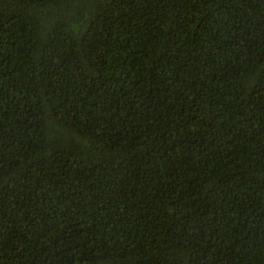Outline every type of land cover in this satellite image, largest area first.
I'll return each instance as SVG.
<instances>
[{"label":"trees","instance_id":"trees-1","mask_svg":"<svg viewBox=\"0 0 264 264\" xmlns=\"http://www.w3.org/2000/svg\"><path fill=\"white\" fill-rule=\"evenodd\" d=\"M0 264H264V0H0Z\"/></svg>","mask_w":264,"mask_h":264}]
</instances>
